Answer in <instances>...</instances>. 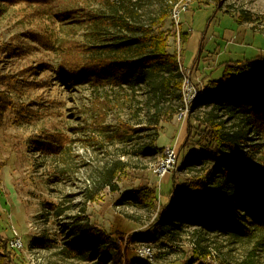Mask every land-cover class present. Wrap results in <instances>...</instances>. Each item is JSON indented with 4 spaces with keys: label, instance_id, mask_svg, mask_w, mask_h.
I'll return each instance as SVG.
<instances>
[{
    "label": "rangeland",
    "instance_id": "rangeland-1",
    "mask_svg": "<svg viewBox=\"0 0 264 264\" xmlns=\"http://www.w3.org/2000/svg\"><path fill=\"white\" fill-rule=\"evenodd\" d=\"M70 2L80 15L108 13L111 23L96 35L81 20L55 22L46 11L25 3L0 8V79L18 81L13 95L9 87H0V93L12 96L15 109L22 108L21 113L10 111L1 124L0 235L22 241L18 253L23 264H114L111 252L101 251L112 240L121 249V264H184L194 258L203 264H247L251 259L264 264V245L188 222L174 238L153 240L155 223L172 199L173 177L179 188L195 172L173 165L162 179L156 173L167 149L175 148V139L182 144L187 135V124L181 126L185 120L179 119L183 110L160 121L158 137L151 126L162 110H176L177 98L160 97L141 80L121 82L122 75L114 71L78 79L60 68L73 42L88 47L84 58H95L106 56L103 43L119 37L131 41L148 28L169 30L184 90L191 87L197 93L193 102L184 101L186 118L197 131L188 153L204 143L200 122L211 109L196 98L210 90V82L222 81L230 63L249 60L264 66V0H132L135 12L126 13L130 28L116 24V0L115 5ZM176 4L186 7L178 27L188 34L185 44L173 36L171 9ZM163 14H168L164 21ZM51 33L62 42L48 49ZM218 116L227 118L221 112ZM122 123L136 129L133 135L122 133ZM156 186L154 203L128 199L133 191ZM99 234L109 241L101 247L95 241ZM142 245L152 249L153 260L137 257L135 248Z\"/></svg>",
    "mask_w": 264,
    "mask_h": 264
},
{
    "label": "trees",
    "instance_id": "trees-1",
    "mask_svg": "<svg viewBox=\"0 0 264 264\" xmlns=\"http://www.w3.org/2000/svg\"><path fill=\"white\" fill-rule=\"evenodd\" d=\"M70 1L0 0V8L25 3L29 7L46 11L48 18L55 22L70 20L72 24L81 20L94 27L96 35H100L111 23L107 11V16L89 11L83 16L77 12V5ZM99 1L103 5H115L112 0ZM116 1L118 3L113 7L117 14L116 24L130 28L126 13L132 15L135 12L132 0ZM172 10L173 8L171 14ZM167 18L168 14L161 16L162 21ZM171 27L173 36H178L185 44L188 34L175 31L173 21ZM49 35L47 41L51 44H48V49L57 48L62 41H57L52 33ZM170 36L169 30L154 31L148 28L134 40L119 37L106 42L107 44L103 43L102 49L106 56L95 58H84L83 54L85 55L88 47L73 42L70 51L62 52L64 62L60 67L61 72L67 71L81 79L91 72L114 71L122 75L121 82L133 84L141 80L150 84L160 97H176V110H162L159 120L151 125L158 137L157 127L160 121L171 120L184 109V74L179 54L176 50H170ZM134 49H137V53H133ZM17 82L16 78L8 76L3 81L0 79V87L5 91L9 87L11 93L16 90ZM210 83V90L196 98V103H204L211 108L206 118L200 122L205 134L201 148L194 147L186 152L189 142L197 135L189 117L181 125L187 124L188 127L182 144L180 138L175 139V169L195 172L179 188H176L177 180L173 177L172 199L155 223L153 240L174 238L176 230L180 231L183 224L188 222L236 241L264 245V66H257L249 60L230 63L224 68L222 81ZM4 93H0V130L1 124L4 126L7 123L10 111H22V108L15 109L14 103L10 101L12 96ZM219 112L224 113L227 118L223 120L218 116ZM120 130L125 135H133L136 131L126 123L121 124ZM2 169L3 165L0 164V177ZM168 173L169 171L163 178ZM1 189L0 186V191ZM133 192L136 194L129 193V200L138 203H154L157 200V186L153 191L144 189ZM96 237L99 247L109 242L103 234ZM15 238L16 236L10 239L0 235V264H23L21 254L11 246V241ZM101 251L106 254L111 252L114 264H121L123 261L121 249L115 240L109 242L108 246H103ZM199 261L200 259L194 258L184 264H197ZM253 261L251 259L247 264H254Z\"/></svg>",
    "mask_w": 264,
    "mask_h": 264
},
{
    "label": "built area",
    "instance_id": "built-area-1",
    "mask_svg": "<svg viewBox=\"0 0 264 264\" xmlns=\"http://www.w3.org/2000/svg\"><path fill=\"white\" fill-rule=\"evenodd\" d=\"M186 11V7L182 6L180 4H176L173 7L172 10V16L171 19L174 22L176 28L179 27L180 25V17L181 14L184 13ZM179 31V28L177 29ZM196 91L193 92V89L190 87V89L188 90V92H185L184 90V86H183V97H184V101L187 103L188 99H190V102H193V100L195 99L196 95ZM180 116V120H185L186 116H187V111L186 109L181 112ZM167 159L164 163L161 164L160 167H158L156 169V173L159 179H162L163 176L170 171L168 168H171V166L175 165V160H176V155H175V148H168L167 149ZM11 246L17 250L23 248V243L19 238H15L11 241ZM135 252L136 255L139 259L142 260H153V252L152 249L147 246V245H142V246H137L135 248Z\"/></svg>",
    "mask_w": 264,
    "mask_h": 264
}]
</instances>
